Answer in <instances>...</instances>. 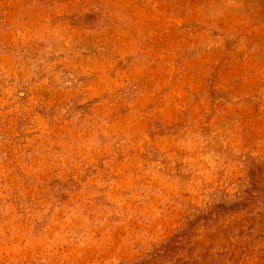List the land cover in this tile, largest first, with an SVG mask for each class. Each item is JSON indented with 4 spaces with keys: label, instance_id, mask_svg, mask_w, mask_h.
Returning a JSON list of instances; mask_svg holds the SVG:
<instances>
[{
    "label": "rangeland",
    "instance_id": "374dc122",
    "mask_svg": "<svg viewBox=\"0 0 264 264\" xmlns=\"http://www.w3.org/2000/svg\"><path fill=\"white\" fill-rule=\"evenodd\" d=\"M0 264H264V0H0Z\"/></svg>",
    "mask_w": 264,
    "mask_h": 264
}]
</instances>
